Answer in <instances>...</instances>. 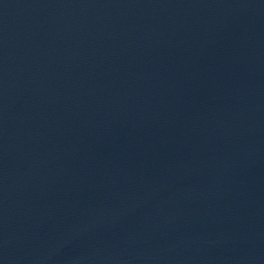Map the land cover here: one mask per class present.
Returning a JSON list of instances; mask_svg holds the SVG:
<instances>
[{
    "label": "water",
    "instance_id": "1",
    "mask_svg": "<svg viewBox=\"0 0 264 264\" xmlns=\"http://www.w3.org/2000/svg\"><path fill=\"white\" fill-rule=\"evenodd\" d=\"M0 264H264V0H0Z\"/></svg>",
    "mask_w": 264,
    "mask_h": 264
}]
</instances>
